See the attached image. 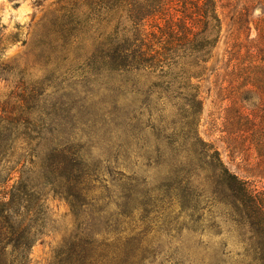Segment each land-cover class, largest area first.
Wrapping results in <instances>:
<instances>
[{
	"label": "rangeland",
	"instance_id": "1",
	"mask_svg": "<svg viewBox=\"0 0 264 264\" xmlns=\"http://www.w3.org/2000/svg\"><path fill=\"white\" fill-rule=\"evenodd\" d=\"M214 3L220 33L191 81L198 96L191 106L171 97L158 73L110 71L100 60L103 51L116 52L121 35L131 29L121 0H0V115L2 108L30 123L15 131V163L0 167L1 180L12 173L9 187L21 177L35 181L30 166L16 163L31 149L38 165H46L62 137L101 178L91 194L94 202L89 198L78 216L63 199L44 193L45 216L28 264H50L79 229L83 237H93L113 214L121 229L137 236L136 256L145 264H255L244 253L252 233L234 226L221 207L206 209L198 235L184 227L157 229L143 222L149 214L132 210L133 203L123 207L128 182L116 175L128 176L134 186L144 180L167 184L176 168L168 166L172 150L191 133L217 151L230 174L264 195V70H250L264 61L258 30L264 4ZM169 211L179 210L174 205Z\"/></svg>",
	"mask_w": 264,
	"mask_h": 264
},
{
	"label": "trees",
	"instance_id": "2",
	"mask_svg": "<svg viewBox=\"0 0 264 264\" xmlns=\"http://www.w3.org/2000/svg\"><path fill=\"white\" fill-rule=\"evenodd\" d=\"M121 2L131 29L121 35L116 52L107 49L100 60L103 57L110 71L145 69L158 73L159 78L166 80L162 83L171 97L197 105V91L193 93L191 81L197 78L196 70L209 59L221 28L214 0ZM262 2L264 4V0ZM258 23L264 41V18ZM263 63L251 65V72L263 71ZM260 77L264 79V74ZM1 113L0 167L5 169V165L15 163L12 161L15 131L30 123L22 114L6 113L2 108ZM59 140L52 153L45 157L46 165H38L39 158L31 149L16 163V167L30 166L27 172L35 176V181L21 177L9 187L13 174L7 173L6 180L0 178V264H28V253L40 234L38 229L45 216L46 191L63 199L78 216L101 179L95 169L78 160L66 138ZM181 140L184 143L177 145L172 141L171 146L176 147L168 166L176 168L167 184L155 186L144 180L134 186L131 178L116 174L128 182L123 184L124 192L128 193L123 207L133 203L132 210L138 207L149 214V219L143 222L157 229L178 232L184 227L194 235L201 233L206 209L221 207L226 212L224 217L234 226H246L252 233V245L244 250L246 256L255 264H264V195L230 174L217 151L197 135L187 133ZM24 175V171L21 172V176ZM174 205L178 207V214L169 211ZM166 212L169 213L167 218L161 219ZM119 215L127 217L122 212ZM121 228L113 214L106 221L104 231L93 237H83L79 229L55 251L50 264H145V258L140 260L136 256L137 236Z\"/></svg>",
	"mask_w": 264,
	"mask_h": 264
}]
</instances>
